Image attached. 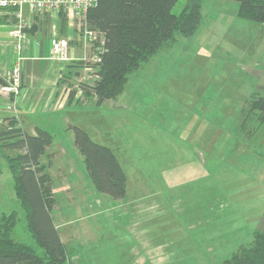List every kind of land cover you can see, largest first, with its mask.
Returning a JSON list of instances; mask_svg holds the SVG:
<instances>
[{
  "label": "rangeland",
  "instance_id": "1",
  "mask_svg": "<svg viewBox=\"0 0 264 264\" xmlns=\"http://www.w3.org/2000/svg\"><path fill=\"white\" fill-rule=\"evenodd\" d=\"M184 3L179 0L173 13ZM235 4L202 0L194 35L177 36L129 75L116 98L60 110L114 153L128 180L123 201L92 189L72 139L54 128L63 150L45 151L43 165L54 221L73 264H224L251 243L252 231L264 229V121L251 108L252 98L264 96V26L239 18ZM8 20L0 11V21ZM6 31L0 25V35ZM76 35L69 44L75 57L59 78L65 99L94 80L95 67L83 69L88 42ZM139 174L154 177L151 185L162 192L167 211L153 217L134 211L145 203L133 198ZM0 186V214L19 211L2 156ZM167 190L175 192L172 201ZM244 224L232 233V226Z\"/></svg>",
  "mask_w": 264,
  "mask_h": 264
},
{
  "label": "trees",
  "instance_id": "2",
  "mask_svg": "<svg viewBox=\"0 0 264 264\" xmlns=\"http://www.w3.org/2000/svg\"><path fill=\"white\" fill-rule=\"evenodd\" d=\"M178 1L97 0L87 10L86 19L96 32L101 60L94 66L93 82L78 84L68 96V103L83 104L93 98L94 104L100 106L116 98L129 75L171 47L177 36L194 35L202 20V0H185L175 14L173 7ZM233 1L239 18L264 26V0ZM60 22L64 31L63 15ZM251 105L258 119L264 121V96L252 98ZM68 129L93 188L113 199H122L126 175L114 153L93 141L82 128L69 124ZM51 143L50 133L39 130L36 135L28 134L13 120L0 131V157L6 162L19 205V211L0 214V264H73L54 223L51 178L40 162ZM18 225L20 240L13 237ZM224 264H264V229L254 230L251 243L235 251Z\"/></svg>",
  "mask_w": 264,
  "mask_h": 264
},
{
  "label": "crops",
  "instance_id": "3",
  "mask_svg": "<svg viewBox=\"0 0 264 264\" xmlns=\"http://www.w3.org/2000/svg\"><path fill=\"white\" fill-rule=\"evenodd\" d=\"M235 7L237 9V3L235 4ZM27 16L32 21V29L29 31L27 38L22 42L21 51L19 52L15 50L13 41L8 34L9 27L13 24V20L0 21V25L7 30L5 36L0 35V83L3 81V78L9 72L18 56L21 58L19 65L22 76L21 90L17 96H12L8 101L0 93V131L5 130L8 122L13 120L16 121L17 125L28 134L36 135L39 130L50 133L52 135V143L45 151L63 150L62 146L64 144L62 141L55 140L56 136L54 135V128L55 130L56 128L63 130L73 142V134H71V130L68 129V125L71 124L72 121L69 118L61 116L60 110L66 106L73 105L74 102L71 104L68 103V95L65 99L63 87L59 83L61 74L59 64L49 58L50 38L53 36L55 29L58 35L68 38L70 44L71 34L74 36L78 32L71 20L66 17H64L66 26L63 31L60 19L55 21L53 15L27 14ZM69 49L70 60H73L75 57V48L73 45H70ZM74 105L76 106L77 104ZM57 107L59 110H57ZM12 153L13 152L10 151V154ZM43 155L41 156L42 164L45 163L43 161ZM147 178L139 174L133 179V182L136 184L134 185L133 198L145 201L144 205L141 204V206L137 201L138 203L136 206H139L140 209L138 210L135 208L134 211H140L142 216L153 217L158 213L156 212L157 210L167 211V208L165 207L166 202L163 201L162 192L159 191V189H153L151 185L153 182H151V180H153L154 177L149 176ZM175 178V176H172L169 180L174 181ZM127 182L128 180L126 176V184ZM137 183L139 185H137ZM146 184L150 185L147 186ZM0 191H2L1 186ZM126 192L127 190H125L124 197L122 199H118V201L124 200V198L128 195V192L127 194ZM174 193L175 192L173 190L165 191L166 195H170V201H172ZM135 203L136 201H134V204ZM263 214L264 213L262 211L261 215ZM251 215L254 216L249 220L250 222L255 218V214L253 212L249 213V216ZM54 217L55 215L53 214V219ZM55 225L59 230V225L56 223ZM245 225L247 224L240 225L238 228L232 226L234 228L232 233L243 230ZM252 233L253 231L251 232V236ZM60 236L63 241L61 233Z\"/></svg>",
  "mask_w": 264,
  "mask_h": 264
},
{
  "label": "built area",
  "instance_id": "4",
  "mask_svg": "<svg viewBox=\"0 0 264 264\" xmlns=\"http://www.w3.org/2000/svg\"><path fill=\"white\" fill-rule=\"evenodd\" d=\"M97 0H0V11L8 15L13 24L9 27L8 34L13 41V46L17 52L21 51L22 42L27 38L32 29V21L27 14H49L58 21L60 16L71 20L74 24L77 34L88 42V57L82 58L86 64L84 70L90 71L89 65L95 66L100 63V54L102 49L95 44L96 32L89 28L86 19L87 10L96 4ZM50 56L51 60L59 64L60 71L62 65L70 60L69 39L61 37L56 33L50 38ZM20 57L13 63L9 72L0 83V93L6 100L12 96H17L21 90V70ZM94 77V76H92Z\"/></svg>",
  "mask_w": 264,
  "mask_h": 264
}]
</instances>
